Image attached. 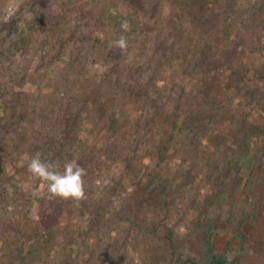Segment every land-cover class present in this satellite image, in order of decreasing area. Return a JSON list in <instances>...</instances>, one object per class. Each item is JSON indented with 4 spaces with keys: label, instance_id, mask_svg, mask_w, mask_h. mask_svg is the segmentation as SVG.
<instances>
[{
    "label": "rangeland",
    "instance_id": "374dc122",
    "mask_svg": "<svg viewBox=\"0 0 264 264\" xmlns=\"http://www.w3.org/2000/svg\"><path fill=\"white\" fill-rule=\"evenodd\" d=\"M92 8L96 13L93 14L94 18L89 20V26L77 28V16L72 12L68 19L64 20V9L56 0H9L0 5V16L17 20L20 23L19 29L23 32H30L29 26L37 23L42 16L43 19L60 23L64 39L70 28H77V38L74 37L59 54L57 52L60 48L54 44L41 46L38 41L37 47L27 53L18 52L5 62L4 82L10 81L9 87L17 96L22 94L15 102L18 114L25 116L32 111L36 114L21 123L26 132H12L10 146L0 151V181L3 180L4 189L8 191L13 202H5V206L9 205L2 211L5 223L14 218L17 212H21L20 217H17L20 221L17 230L11 227V224H0V264H61L52 259L53 253L43 249V245L47 246V237H44L41 213L47 208L52 210L53 203H59L64 209L62 213L59 211L61 209L58 210L60 227L76 230L81 214L78 202H85L94 208L100 201L115 205L125 201L131 204L130 208L135 205L142 207L145 226L150 228L147 224H151L163 236L168 230L174 231L175 237H178L182 244L184 258L201 254L203 251L205 229L194 227L198 219L202 228L209 223L218 224L213 240L215 247L226 250L234 262L264 264V51H261L264 40L253 50L245 49L236 43L229 58L234 64L237 62L239 71L235 72L227 66H221L218 71L211 72L202 79V73L195 77L181 72L175 73L171 69L163 68L155 60H151L149 69H146V74L150 71L155 73L159 87L172 84V91L167 95L177 96L181 87L189 91L188 97H193V93L199 91L198 99L206 100L210 107L248 114L247 120L252 126L246 135L235 137V127L224 129L207 126L205 122L194 121L189 114L180 118L181 126L192 129L197 138H203L207 157L216 153V150L227 152L228 155L233 150L237 153L236 163L226 165L225 160L219 161L222 162L220 164L217 162L208 165L204 161L200 164L193 158L168 152L164 162L160 163L163 168L162 177H179L182 172L184 177L181 176L180 179L183 177L184 183H178L179 186L173 183L175 192L172 193L171 213L167 217L166 213L156 209L163 197L159 196V181H153L154 178L150 177L151 173L159 172L156 168L159 153L154 132L141 129V136L131 138V141H137L139 144L136 158L141 160V168L150 178L149 183L146 176L145 185L141 187L139 183L144 175H134L130 179L127 164L120 161L122 156H132L127 148L118 157H113L112 153L107 156L102 150H98L102 137L108 134L105 122H92L93 116L88 115V110L94 106L90 101H87L88 106H84L85 98L79 99L81 93H89L97 83L105 88L111 85L117 76V70H126L132 62L144 63L142 58L137 57L141 46H136L127 54L121 55L119 52L114 56L115 59L113 53H110L113 47L104 46L115 36L116 25L110 21V17L116 15L117 11L126 15L128 10L121 6L115 8L113 3L109 4L107 0H102L97 7ZM164 10V15L168 17L172 13V6L165 3ZM97 16L105 19L106 24L99 26L94 33ZM38 34L37 31L31 32L34 40ZM87 37L92 40H87ZM102 38L105 42L98 43ZM233 39L234 37L227 43L231 49ZM191 63L195 66V61ZM23 77L24 80H20ZM91 93L92 91L89 95ZM30 97L35 99V102L30 101ZM143 100L140 99L139 102ZM34 105L36 110L33 109ZM142 107L136 103H118L120 121L125 125L127 119L131 127L136 126L137 117L140 118L145 113ZM43 116L48 117L50 124L56 120L59 132L64 128L65 119H69L74 125L73 130L69 132L71 140L77 143L79 140H85L90 148H96L92 155L98 156V159L91 157L86 169L91 168L92 172H86L84 176V182L89 185L90 192H87L82 200H65L53 196L48 191L47 184L28 170V162L36 156L41 158L43 153V145L31 137L32 126L42 132L45 128L48 129V126L38 124ZM107 119L103 115V120ZM250 176L260 178L251 198L252 202L258 204L260 212L256 221L244 225L245 239L241 240L234 228L226 223V218L229 209L238 203L239 194ZM177 181L179 180L176 179ZM112 186L116 190H112ZM50 201L52 203L47 204ZM185 208L188 216L182 218ZM144 233L145 231L140 232L135 227L131 228L129 223L110 232V241L115 244L107 246L105 264H149L152 251L148 245L144 246L147 236ZM32 249L37 251L35 261L32 256L30 259L26 256L28 253H34Z\"/></svg>",
    "mask_w": 264,
    "mask_h": 264
},
{
    "label": "trees",
    "instance_id": "16d2710c",
    "mask_svg": "<svg viewBox=\"0 0 264 264\" xmlns=\"http://www.w3.org/2000/svg\"><path fill=\"white\" fill-rule=\"evenodd\" d=\"M7 1L9 0H0V5ZM101 1L56 0L64 9L62 13L64 20L68 19L72 12L77 16V28L89 26V20L94 18L93 14L96 13L92 7H97ZM107 1L109 4L112 2L115 8L118 6L125 8L128 13L122 15L117 11L116 15L110 17V21L116 25L115 36L104 46L113 47V51L110 53H113L115 59L114 56L119 53V50L114 46L113 41L120 35H124L128 41L125 53L127 54L136 46H141L142 49L137 57L142 58L144 63L132 62V64H128L126 70H117V76L110 83L111 85L105 88L97 83L95 88H92L90 95L91 91L86 94L81 93L79 99L85 98L84 106H88L89 101L94 106L93 109L88 110V115L93 116L92 122H105L108 134L102 137L98 150H102L107 156L112 153L113 157H118L127 148L128 153L130 152L132 156L125 154L126 156H122L120 161L127 164V173L131 176L130 179L134 175H144L139 183L141 187L145 185L147 173L141 168V160L136 158L139 144L137 141H131V138L141 136L143 132L141 129L154 132L159 153V163L156 168L159 172L151 173L150 177L154 178L153 181H159V196L163 197L156 209H160L167 216L170 215L172 209V193L175 192L173 183L176 186H179L178 183H184L182 172L180 173L183 176L181 179V176L162 177L163 168L160 163L164 162L168 152L172 151L171 153L174 155L193 158L196 163L200 164L203 161L208 165L210 163L217 164V162L220 164L222 162L219 161L225 160L226 165L236 163L237 153L233 150L230 155L222 150H216V153L207 157L203 138H197L192 129L181 126L180 118L189 114L194 121L205 122L207 126L224 129L235 127L233 134L235 137L246 135L251 131L252 126L247 120L248 114H239L236 110L224 111L217 107H210L206 100L200 96L198 99L199 91L194 92L193 97H188L189 91L181 87L177 96L167 95L172 91V84L159 87L155 73L150 71L146 74L145 71L149 69L151 60H155L163 68L171 69L172 72L189 74L190 77L202 73V79L209 73L218 71L221 66L229 67L232 72L239 71L237 62L234 64L229 61V58L234 52L236 43L241 44L245 49L253 50L256 49L255 46L258 43L260 44V41L264 40V0ZM165 3L172 6V13L168 17L164 15ZM96 19V26L93 27L94 33L99 26L106 24L105 19L98 16ZM125 19L131 26L128 32H122L120 28L121 21ZM19 24L17 20L5 19L0 16V151L10 146L12 132H26L25 126L21 123L27 117L36 114L34 111L25 116L18 114L15 102L22 94L17 96L9 87L10 81L4 82L5 62L18 52L27 53L30 49L37 47L38 41L41 46L54 44L60 48L57 52L59 54L74 37L77 38L75 36L77 28H70L64 39L60 23L43 19V16L38 19L37 23L34 22L29 26L30 32L27 29L26 32L20 30ZM33 31L39 32V36L35 40L31 35ZM232 37L234 39L231 49L227 43ZM87 40H92V38L87 37ZM104 42L105 39L102 38L98 43ZM192 55L194 56L191 59ZM192 61H195V66L192 65ZM20 80H24V77ZM31 97L30 101L35 102V99ZM140 99L144 100L139 102ZM120 102L136 103L143 106L142 109L145 113L140 118L137 117L136 126L131 127L127 119H125V125L123 121H120L121 113L118 112V103ZM77 104H79L78 101ZM33 109L36 110L37 107L34 105ZM103 115L108 119L103 120ZM76 116L78 117V114ZM69 121V119H65L64 128H61L59 132L57 130L58 122L55 120L50 124L48 117L43 116L39 119L38 124H42L43 127L44 125L48 126V129L45 128L42 132L32 126L31 137L43 145L41 155L43 161H51L59 169L66 160L75 158L86 172L91 173V168L86 169V164L89 163L91 157H96V155H92L96 148L95 146L90 148L85 140H79V143L73 142L69 132L73 130L74 125ZM262 157H264V147ZM96 158L98 159V156ZM200 167L202 166L200 165ZM176 179L179 181L176 182ZM186 179L188 181V176ZM259 180V176L248 178L239 194L238 203L229 209L226 218V223L234 228L241 240L245 239L244 225L250 221H256L259 217V206L251 201L254 187ZM148 182L150 183L149 177ZM84 184L85 192H90L87 182ZM111 189L114 190L115 187L112 186ZM57 198H52V200ZM6 201L7 203L12 202L8 191L4 189L3 180H1L0 224L5 223L2 211L9 207V205L5 206ZM52 205V210L47 208L40 215L43 220L44 237H47V246L43 245V249L53 253L52 259L61 264H105L107 262L105 250H107V246L115 244L110 241L112 240L110 232L119 229L125 223H129L131 228L135 227L140 232L145 231L144 235L147 236L144 239V246L148 245L152 251V259L149 264H250L234 262L226 250L215 247L214 234L219 227L215 223H209L202 228L199 220H196L194 227L205 229L203 251L201 254L184 258L182 244L178 237H175V232L168 230L167 234L163 236L151 224H147L150 226L147 228L142 207L138 205L130 208L131 204L129 205L125 201L117 205L104 204L103 201H100L93 208L85 202H78L81 214L80 224L76 230L60 227L58 210L61 209L59 211L62 213L63 205L59 203ZM79 205L81 206L79 207ZM74 209L76 208L74 207ZM19 213L21 212H17V215L5 224H11V227H15L14 229L19 228L20 221L17 219L20 217ZM187 216L185 208L182 218ZM32 250L34 253H28L26 256L29 259L32 256L35 261L34 257L37 251Z\"/></svg>",
    "mask_w": 264,
    "mask_h": 264
},
{
    "label": "clouds",
    "instance_id": "9594fccd",
    "mask_svg": "<svg viewBox=\"0 0 264 264\" xmlns=\"http://www.w3.org/2000/svg\"><path fill=\"white\" fill-rule=\"evenodd\" d=\"M128 20H122V32L130 31ZM114 46L123 55L128 48V41L124 35L113 41ZM28 170L38 179L45 182L48 191L65 200H82L86 197L84 176L86 170L77 159L66 160L58 169L51 162L43 161L39 156L33 157L27 164Z\"/></svg>",
    "mask_w": 264,
    "mask_h": 264
}]
</instances>
